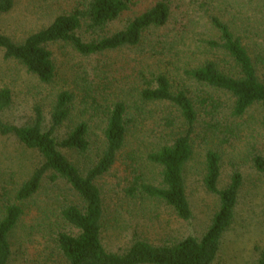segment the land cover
<instances>
[{"label":"rangeland","instance_id":"obj_1","mask_svg":"<svg viewBox=\"0 0 264 264\" xmlns=\"http://www.w3.org/2000/svg\"><path fill=\"white\" fill-rule=\"evenodd\" d=\"M88 0H15L14 8L0 21V32L16 42L47 25L55 15L71 12ZM160 0H135V5L101 31L78 29L84 41L97 40L124 27ZM169 7L165 25L150 28L135 47L82 55L66 42L50 43L55 74L43 83L18 61L5 59L0 50V89L11 92L10 103L0 111L1 122L13 126L32 124L35 108L42 111V129L51 125L56 96L69 91V115L54 136L61 141L78 123L88 126L89 147L85 152L60 148L65 157L85 173L105 146L103 131L108 107L116 101L126 105L129 119L125 145L114 165L95 183L104 207L101 242L108 252L123 253L135 239L154 245L178 241L188 235L200 237L217 211L219 200L203 185L205 154L220 155L219 188L232 175H241L233 219L223 232L212 264H256L264 249V174L252 163L264 156L263 108L255 104L246 113L231 116L230 94L204 86L185 75L186 69L206 61H220L221 52L208 41L218 40L211 25L213 16L225 22L241 39L249 55H264V0H162ZM257 75L264 83V64L257 63ZM163 74L172 90H184L195 105L197 119L192 134L193 157L184 169L191 217L179 219L163 202L147 196L129 197L126 190L135 175L158 184L160 169L146 155L184 131L179 110L165 101H143L139 93L151 76ZM200 98L218 101L217 110L201 106ZM38 151L24 146L13 134L0 133V218L9 204H18L22 216L9 235L12 255L8 264H66L55 240L59 232L76 231L63 221L61 208L80 199L62 179L44 178L30 198L17 201L15 193L41 163Z\"/></svg>","mask_w":264,"mask_h":264},{"label":"trees","instance_id":"obj_2","mask_svg":"<svg viewBox=\"0 0 264 264\" xmlns=\"http://www.w3.org/2000/svg\"><path fill=\"white\" fill-rule=\"evenodd\" d=\"M15 5V0H0V21ZM135 5V0H88L82 8L58 13L45 26L30 33L21 42L14 41L0 32V50L5 59L21 63L28 72L41 82L49 83L55 74V67L47 45L66 42L82 55H91L117 49L135 47L141 43L144 33L150 28H159L169 18V7L165 1H157L152 7L129 20L122 29L97 40L84 41L78 35L83 25L90 31H101ZM211 25L218 31L219 39L208 41L210 47L221 52L220 61L209 60L184 71L195 82L222 90L233 98L231 116L239 118L253 105L264 110V83L257 75V63L264 64V55H256L255 61L230 27L213 16ZM139 93L145 102L165 101L175 106L183 119L185 128L171 143L163 144L150 151L146 159L160 169L158 184L149 183L135 175L126 190L129 197L137 195L156 199L170 207L176 216L184 221L191 217L186 196L184 169L193 157L192 134L197 119L195 105L184 90H172L169 79L163 74L151 76ZM11 101V92L0 89V111ZM72 94L61 91L57 94L51 112V125L42 129L43 115L35 108L32 124L26 126L7 125L0 120V133L13 134L29 149L36 150L42 157L15 193L17 201L30 198L41 186L44 178L51 182L64 180L80 199V203L64 205L61 218L76 232H59L55 244L66 264H212L219 250L223 232L230 225L241 185V175L234 173L229 184L219 188L220 155L214 150L205 154L203 185L218 197L219 205L209 226L200 237L188 235L178 241L154 245L135 239L123 253L108 252L102 242L104 229V207L101 192L95 181L105 174L116 162L119 151L125 145L128 121L126 105L116 101L108 107L107 121L103 131L105 146L96 163L85 173L70 162L60 148L85 152L88 150V126L85 122L76 124L67 135L57 141L55 130L69 115ZM218 101L200 98L201 106L210 105L216 111ZM264 128V117L262 118ZM254 168L264 174V156L255 155ZM18 204H9L0 218V264H8L12 255L9 235L22 216ZM256 264H264V249Z\"/></svg>","mask_w":264,"mask_h":264}]
</instances>
